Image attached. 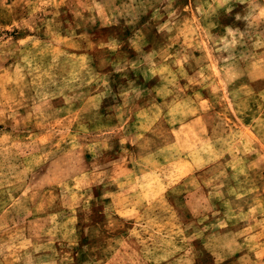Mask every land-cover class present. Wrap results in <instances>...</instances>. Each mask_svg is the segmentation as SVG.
I'll return each instance as SVG.
<instances>
[{"label": "rangeland", "instance_id": "obj_1", "mask_svg": "<svg viewBox=\"0 0 264 264\" xmlns=\"http://www.w3.org/2000/svg\"><path fill=\"white\" fill-rule=\"evenodd\" d=\"M0 264H264V0H0Z\"/></svg>", "mask_w": 264, "mask_h": 264}]
</instances>
